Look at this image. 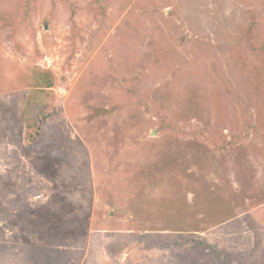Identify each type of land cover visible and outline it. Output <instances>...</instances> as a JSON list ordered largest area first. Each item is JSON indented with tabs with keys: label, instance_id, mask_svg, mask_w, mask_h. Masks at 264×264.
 Instances as JSON below:
<instances>
[{
	"label": "rangeland",
	"instance_id": "374dc122",
	"mask_svg": "<svg viewBox=\"0 0 264 264\" xmlns=\"http://www.w3.org/2000/svg\"><path fill=\"white\" fill-rule=\"evenodd\" d=\"M0 264H264V0H0Z\"/></svg>",
	"mask_w": 264,
	"mask_h": 264
},
{
	"label": "trees",
	"instance_id": "16d2710c",
	"mask_svg": "<svg viewBox=\"0 0 264 264\" xmlns=\"http://www.w3.org/2000/svg\"><path fill=\"white\" fill-rule=\"evenodd\" d=\"M41 73V72H40ZM39 76H37L38 78V81L40 83H45L46 85V88H51L52 87V83L49 81V76H45L43 74H38ZM159 237V236H157ZM155 236H150V239H154V238H157ZM190 242H194L195 243V246H196V249L199 250V251H208V247L205 246L201 241H194V240H190Z\"/></svg>",
	"mask_w": 264,
	"mask_h": 264
}]
</instances>
